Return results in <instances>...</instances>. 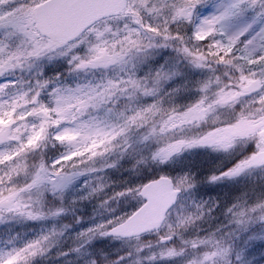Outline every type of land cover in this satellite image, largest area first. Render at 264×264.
Wrapping results in <instances>:
<instances>
[{"label": "snow or ice", "instance_id": "obj_1", "mask_svg": "<svg viewBox=\"0 0 264 264\" xmlns=\"http://www.w3.org/2000/svg\"><path fill=\"white\" fill-rule=\"evenodd\" d=\"M202 9L211 14L204 16ZM115 21L122 26L114 27ZM157 49L209 71L196 81L198 95L190 103L173 104L177 89L163 91L174 73L161 67L138 77L133 71L134 60ZM53 58L64 59L70 73L111 69L115 75L51 90L48 80L8 79ZM0 80V221L59 216L63 208L42 210L46 192L62 196L80 178L113 169L133 155H140L138 163L164 164L194 148L228 153L240 144L248 150L209 181L264 171V0H0ZM140 98L152 99L138 103ZM201 126L195 135L181 134ZM48 145L65 150L51 163L35 159ZM142 146L150 152L141 154ZM101 179L85 181L84 198L108 187ZM193 187L187 174L124 182L100 207L124 200L135 202L134 210L76 238L83 247L95 237L139 239L163 230L156 241L160 250L147 261L181 257L180 264H264V188L235 197L221 212L223 220L203 235L181 239L204 216V204L171 222L169 209L178 193ZM60 235L53 230L16 243L5 240L0 264H38ZM174 240L179 245L168 243ZM143 247L150 245L135 253Z\"/></svg>", "mask_w": 264, "mask_h": 264}, {"label": "rangeland", "instance_id": "obj_2", "mask_svg": "<svg viewBox=\"0 0 264 264\" xmlns=\"http://www.w3.org/2000/svg\"><path fill=\"white\" fill-rule=\"evenodd\" d=\"M201 11L204 16L211 14L210 11H204L203 9ZM110 23L114 27L122 26V22L119 21ZM188 34H191L190 30ZM133 65V71L136 72L138 77L145 76L161 67L169 73H174L164 83L163 91L177 89L172 95V103L176 105H184L193 101L198 95L193 90L196 81L202 80L210 74L207 69L197 70L192 68L185 60L177 58L175 52L166 49L153 50L148 55L134 60ZM217 74H219V71ZM104 75L111 77L115 75V72L109 69L106 72L97 70L87 74L70 73L69 66L64 59L53 58L50 61H40L26 71H17L8 79L17 81L48 80L50 82L49 90H51L53 86L72 87L77 83L88 81L95 83L101 80ZM0 82L3 81L0 80ZM44 99L46 100L47 97L45 96ZM151 99L140 98L138 103H148L151 102ZM119 103L124 104L127 101L122 100ZM218 114L221 119L225 118V113ZM202 129L203 126L197 129H185L181 134L195 135ZM64 150L60 145H51V148L46 146L38 155L42 154L39 158L42 156L46 162L51 163L59 158ZM247 150V145L240 144L228 153L213 151L207 147L194 148L173 156L164 164L158 163L162 168L161 174L169 177L187 174L194 184L192 189L182 192V195L178 198L176 207L168 216L170 222L182 213H195L197 205L204 204V216L199 221H195L187 231L183 232L181 239L193 238L197 234L203 235L204 230L214 228L219 221L223 220L221 212L233 202L235 197L246 192L251 194L253 191H260L261 188H264V171L261 170H254L238 178L221 180L215 183L210 182L208 179L211 175L218 174L230 167ZM141 152L147 153L148 148L142 146ZM38 155L37 159H39ZM137 156L133 155L130 158L121 160L113 169H104L103 172L93 176L80 178L69 186L62 196L46 192L41 201L42 210L47 213L51 210L63 208L64 211L59 216H49L39 221H27L19 217L6 218L0 221V246H3L5 240H12L13 243H16L55 230L60 232L61 235L56 239L49 252L40 258L38 264H90L92 260H95L96 264H108L109 261L117 260L119 257H125V259L120 260V264H132L135 259H140L141 264H180L181 257L173 260L157 259L147 261L145 259L148 255L160 250L161 246L156 241L163 230L156 233L152 232V234L139 237V239L114 240L109 237H95L83 247L81 246L82 240L76 238L79 233L94 227L98 223L105 222L114 215H122L134 210L135 202L124 200H109L107 207L106 205L100 207V204L111 196L114 191L121 190L124 187V182L129 184L140 183L136 176L126 177L123 175L128 167L133 168L136 164ZM118 167L121 172V180L114 181L111 172H115ZM149 174H152V172L150 171L146 178ZM96 176L102 177L99 182L102 184L107 183L108 187L90 198H84L87 195V189L84 187L85 181L91 180L95 184L97 182ZM133 178L136 179L135 182H133ZM213 201L215 207H213ZM209 209L211 210L209 211ZM170 244L179 245V240H174ZM143 245H150V247H143L140 253H135V249ZM73 248L79 249V251H71ZM61 253H67V255H61Z\"/></svg>", "mask_w": 264, "mask_h": 264}, {"label": "trees", "instance_id": "obj_3", "mask_svg": "<svg viewBox=\"0 0 264 264\" xmlns=\"http://www.w3.org/2000/svg\"><path fill=\"white\" fill-rule=\"evenodd\" d=\"M154 147V145L152 146ZM150 152V148H148V152ZM145 152H141V154H147ZM136 164L133 166V168L128 167L127 170L124 171L123 175L126 177H129L130 175L132 176H136L137 179H139L140 183H143L147 180H150L154 177H158L159 175H161L162 172V168L160 167V165L150 159H145L142 163H138L137 161L140 159V155H138L136 157ZM152 172V174H149L148 178H146V176L148 175L149 172ZM121 172L119 171V167L116 169L115 172H111V174L113 175V179L115 180H121L120 178V174ZM109 176V174L107 175V177ZM132 176V177H133ZM136 179L133 178V182H135ZM120 183V182H118ZM107 207V205H106Z\"/></svg>", "mask_w": 264, "mask_h": 264}, {"label": "water", "instance_id": "obj_4", "mask_svg": "<svg viewBox=\"0 0 264 264\" xmlns=\"http://www.w3.org/2000/svg\"><path fill=\"white\" fill-rule=\"evenodd\" d=\"M178 195H179V193H178ZM178 195H177V196H178ZM176 200H177V199H176ZM175 203H176V201H175ZM175 203H174V204H175ZM148 233H151V232H148ZM144 234H146V233H144ZM144 234H142V235H144ZM140 236H141V235H140ZM127 239H130V238H127Z\"/></svg>", "mask_w": 264, "mask_h": 264}]
</instances>
